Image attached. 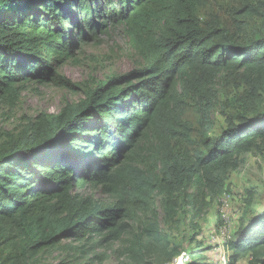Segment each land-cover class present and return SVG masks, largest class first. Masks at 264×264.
<instances>
[{
    "label": "trees",
    "instance_id": "1",
    "mask_svg": "<svg viewBox=\"0 0 264 264\" xmlns=\"http://www.w3.org/2000/svg\"><path fill=\"white\" fill-rule=\"evenodd\" d=\"M196 1L0 0L2 92L25 81H55L60 65L116 25L127 29L145 64L100 81L56 115L39 114L0 149V264H31L58 247L79 260L94 252L88 264H103L107 256L95 249L117 241L124 242L119 257L133 263L161 248L162 263L186 253V264H201L202 242L170 248L157 195L167 225L179 229L185 201L196 228L195 218L225 191L227 175L240 168L244 154L264 151V111L239 113L218 136H205L194 156L161 153L162 127L178 85L192 72L243 70L264 89V33L239 43L219 26L203 27ZM150 135L159 144L140 154ZM88 184L103 185L114 202L77 191ZM139 213L146 217L141 233L123 240L129 232L123 219ZM63 240L82 244L62 246ZM225 246L228 264L247 254L252 264H264V210L243 222Z\"/></svg>",
    "mask_w": 264,
    "mask_h": 264
},
{
    "label": "rangeland",
    "instance_id": "2",
    "mask_svg": "<svg viewBox=\"0 0 264 264\" xmlns=\"http://www.w3.org/2000/svg\"><path fill=\"white\" fill-rule=\"evenodd\" d=\"M196 15L203 27L219 26L239 43H248L264 33V0H197ZM144 60L131 41L123 25L111 27L96 41L82 46L75 59L58 67L55 81L39 83L25 81L14 89L0 91V149L11 144L29 122L41 114H58L66 104H76L85 98V91L100 81L113 76L132 73L144 66ZM255 77L243 70L192 72L186 81L180 82L171 101L169 119L162 127L161 153L172 150L178 154L194 156L203 150L205 136L216 137L239 113L252 115L264 111V89L253 84ZM69 82V83H67ZM158 143L153 135L144 139L138 148L140 154ZM244 163L227 175L225 191L211 200L210 206L195 218L183 201L179 213L180 227L167 225L163 220L164 209L157 195L155 206L160 214L162 228L171 235V246L177 244L185 250L203 243L201 264H228L231 251L225 246L239 227L252 215L264 210V151L254 150L244 154ZM78 192L91 196L102 204H112L113 196L103 185L88 184ZM191 192V191H190ZM208 198L207 200H209ZM227 210V218L222 213ZM146 217L143 214L125 218L128 234L123 240H132L141 233ZM196 234L194 241L190 237ZM64 245H80L73 240H63ZM124 242H111L109 246L95 249L105 254L103 264H175V259L162 263L161 248L142 263L120 258L117 251ZM184 254V253H183ZM91 252L82 260L72 252L58 247L41 254L31 264H88ZM178 258V257H177ZM251 254L243 256L237 264H252ZM94 264H100L97 260ZM262 264V263H259Z\"/></svg>",
    "mask_w": 264,
    "mask_h": 264
},
{
    "label": "built area",
    "instance_id": "3",
    "mask_svg": "<svg viewBox=\"0 0 264 264\" xmlns=\"http://www.w3.org/2000/svg\"><path fill=\"white\" fill-rule=\"evenodd\" d=\"M227 210L228 209H224L223 210V217L227 218ZM175 264H186L189 261V257L186 255V253L182 254L181 256H179L178 258H175Z\"/></svg>",
    "mask_w": 264,
    "mask_h": 264
}]
</instances>
